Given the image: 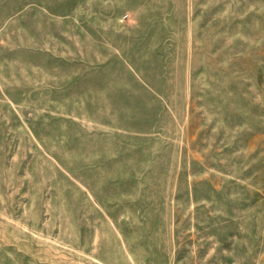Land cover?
Instances as JSON below:
<instances>
[{"label": "rangeland", "instance_id": "1", "mask_svg": "<svg viewBox=\"0 0 264 264\" xmlns=\"http://www.w3.org/2000/svg\"><path fill=\"white\" fill-rule=\"evenodd\" d=\"M93 3L0 0V264H264V0Z\"/></svg>", "mask_w": 264, "mask_h": 264}, {"label": "crops", "instance_id": "2", "mask_svg": "<svg viewBox=\"0 0 264 264\" xmlns=\"http://www.w3.org/2000/svg\"><path fill=\"white\" fill-rule=\"evenodd\" d=\"M69 0H63V6H67V7H82V6H85V0H75L73 1L72 4H66V2H68ZM99 0H93V6L94 7H97L98 6V2ZM70 2V1H69ZM44 6H48L47 4H45Z\"/></svg>", "mask_w": 264, "mask_h": 264}]
</instances>
